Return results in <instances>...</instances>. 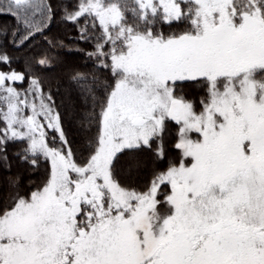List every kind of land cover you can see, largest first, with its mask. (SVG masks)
Wrapping results in <instances>:
<instances>
[{
	"label": "rangeland",
	"instance_id": "374dc122",
	"mask_svg": "<svg viewBox=\"0 0 264 264\" xmlns=\"http://www.w3.org/2000/svg\"><path fill=\"white\" fill-rule=\"evenodd\" d=\"M185 10L190 32L132 31V20L172 22ZM0 12L26 34L47 23L42 0H0ZM81 14L102 29L96 70L115 77L86 162L39 87L0 73V160L6 142L24 140L48 165L41 185L12 190L0 207V264L69 262L77 236L70 264H264V0H80ZM183 82L204 93L180 94ZM169 140L177 165L151 185L122 177L123 159L151 146L160 162ZM246 142L244 176L232 182V153Z\"/></svg>",
	"mask_w": 264,
	"mask_h": 264
},
{
	"label": "trees",
	"instance_id": "16d2710c",
	"mask_svg": "<svg viewBox=\"0 0 264 264\" xmlns=\"http://www.w3.org/2000/svg\"><path fill=\"white\" fill-rule=\"evenodd\" d=\"M42 1L47 14L46 26L28 34L16 16L0 12V73L19 74L25 84L33 81L39 87L44 101L50 104L57 116L71 155L77 162L84 163L96 148L99 114L115 85V77L109 69L96 70V59L100 58L92 52L103 41L100 36L102 29L91 15H76L80 0ZM185 12L172 22H165L158 16L153 23L145 19L137 23L132 20V31L164 38L190 32L192 22L187 20ZM103 46L106 48L107 42ZM41 61L49 65L43 66ZM17 85L12 84L20 89ZM201 85L183 82L177 83L175 88L181 90L180 94L198 100L201 88L204 93ZM204 96L200 97L203 102ZM2 125L0 112V127ZM48 139L45 136L51 144ZM171 146L169 140L160 162L154 155L158 149L150 146L136 149L128 159L118 164L115 160L114 164L124 179L140 183V186L146 181L150 184L168 165H177ZM3 148L6 161L0 160V207L8 202L12 190L26 196L32 192L31 187L41 185L48 168L47 158L33 152L24 140L8 141ZM157 167L158 171L151 176Z\"/></svg>",
	"mask_w": 264,
	"mask_h": 264
},
{
	"label": "flooded vegetation",
	"instance_id": "af4514ba",
	"mask_svg": "<svg viewBox=\"0 0 264 264\" xmlns=\"http://www.w3.org/2000/svg\"><path fill=\"white\" fill-rule=\"evenodd\" d=\"M236 128H237V126H236ZM235 136H236V138L238 140L242 141V135L238 134L237 131L235 133ZM249 147H250V143H248V142L241 143V145L239 147L240 151L232 153V166H234V168L232 167L233 168L232 172L233 171H238L239 172V173H235L232 176V182H237V181H239L241 179V177L244 176L243 175V171H244L243 168H237V167L239 166L241 161L245 159V157L247 155H251L252 150ZM261 157H262V159H264L263 155L259 154V158H261ZM254 230H255V232L260 231L258 228H255ZM80 235H81V233H80ZM79 239H80V237H78V236L74 237L73 239H72V237L67 239L68 243H67L66 251H64V253L62 255H65L67 257V259L69 260V262L67 260H66V262H64L63 260H60V261H58V264H70L72 262V260H71L72 248L71 247L73 246V242H75V241H77ZM67 252H68V254H67Z\"/></svg>",
	"mask_w": 264,
	"mask_h": 264
}]
</instances>
